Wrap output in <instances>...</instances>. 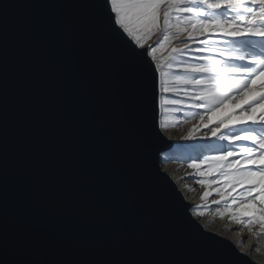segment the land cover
<instances>
[{
	"label": "water",
	"instance_id": "obj_1",
	"mask_svg": "<svg viewBox=\"0 0 264 264\" xmlns=\"http://www.w3.org/2000/svg\"><path fill=\"white\" fill-rule=\"evenodd\" d=\"M103 2L0 0L8 260L215 264L226 249L234 264H258L205 230L162 170L174 144L160 127L157 66L152 97L144 64L148 103L105 29Z\"/></svg>",
	"mask_w": 264,
	"mask_h": 264
},
{
	"label": "snow or ice",
	"instance_id": "obj_2",
	"mask_svg": "<svg viewBox=\"0 0 264 264\" xmlns=\"http://www.w3.org/2000/svg\"><path fill=\"white\" fill-rule=\"evenodd\" d=\"M99 7L107 33L122 48L128 62L136 70L148 103L150 84L144 64L152 68L151 96L156 97L159 82L152 61L156 60L157 50L170 44L172 38L168 31H163L154 45H146V40L161 28H175L174 38L184 36V48L172 47L170 52L187 53L189 58L180 64L175 74L173 83L180 87H163L165 93L177 94L166 99L165 103L178 106L177 110L184 107L203 109L199 124L193 125L185 139H191L200 129L207 128L208 132L203 133L206 138L217 137L232 145L220 153L193 160L188 167L201 177L197 181L200 185H216L221 199L229 190L236 192L242 189L239 203L235 196L229 203L244 209L241 215L246 218L240 219L235 215L232 218L248 227L250 235H255L257 239L264 236V0H104ZM7 8L8 4L0 8V30L5 32ZM182 16L189 21L183 26ZM228 44L240 45V48L235 53H229L221 47ZM257 44L260 45L258 49ZM4 79L5 86L0 89V95L4 97V105L0 109V179L3 181L0 195V262L133 264L104 259L8 260L6 73ZM229 105L238 111L218 119L212 126L213 117L225 112ZM237 127L238 131H225ZM237 142L245 143L237 147ZM221 183L224 190L220 188ZM209 194L206 191L204 196ZM245 205L259 207L245 208ZM253 211L255 215H247ZM253 227L259 230L252 233ZM205 237L214 238L211 235ZM257 250L256 247L250 249L251 252ZM235 255L236 251L225 249L223 258L215 264H234Z\"/></svg>",
	"mask_w": 264,
	"mask_h": 264
},
{
	"label": "bare ground",
	"instance_id": "obj_3",
	"mask_svg": "<svg viewBox=\"0 0 264 264\" xmlns=\"http://www.w3.org/2000/svg\"><path fill=\"white\" fill-rule=\"evenodd\" d=\"M192 19H195V17H192ZM188 22L185 17H181L182 26ZM163 31H168L172 39L170 44H166L164 48L157 50L155 53L156 60H154L160 80V127H162L163 134L174 143L175 148L171 152L162 154V170L170 176L185 200L190 203V212L193 218L205 230L230 241L239 252L248 256L252 261L264 264V236L257 239L255 235H250L248 227L243 226L236 219L232 218L233 215L240 219L246 218L241 215L244 209H238L236 205L229 203L233 196L236 197L239 203L240 199H242L239 195L242 189H237L236 192H230L229 190V192H226L224 199H221L217 194L216 185H200L197 181L201 177L195 175L194 170L188 167L193 160L202 159L205 155L220 153L225 149H230L232 145L217 137L208 136L206 138L203 133L208 132L207 128L200 129L195 137L185 139L193 125L199 124V117L203 109L197 110L184 107L181 110H177L178 106L165 103L166 99L174 98L177 94L165 93L162 90L163 87H180V85L173 83L175 74L180 64L188 60L189 56L187 53L178 54L170 52L172 47L184 48V36L174 38L176 36L175 28L156 30V34L151 36V39L146 40V44L154 45ZM192 47H195V45H192ZM221 47L226 52L235 53L236 49L240 48V45L228 44ZM256 47L258 49L260 45L257 44ZM244 50L241 49V51ZM170 63L171 67H169ZM235 111H238V109L229 105V108L225 112L219 114L217 117H213L212 126H215V122L218 119L228 116ZM238 130L237 127L226 129L225 131ZM244 143L237 142V147H242ZM220 188L224 190L222 183ZM206 191L210 193L207 197L204 196ZM244 207L258 208L259 205H245ZM255 214L254 211L247 213L248 216ZM258 230V227H253L252 233ZM252 247H256L258 250L251 252L250 249Z\"/></svg>",
	"mask_w": 264,
	"mask_h": 264
},
{
	"label": "rangeland",
	"instance_id": "obj_4",
	"mask_svg": "<svg viewBox=\"0 0 264 264\" xmlns=\"http://www.w3.org/2000/svg\"><path fill=\"white\" fill-rule=\"evenodd\" d=\"M146 45H147V44H146ZM161 128H162V127H161ZM170 141H171V140H170ZM171 142H172V141H171ZM172 143H173V142H172ZM173 144H174V143H173ZM174 148H175V145H174V147H173V149H172L171 151H173V150H174ZM171 151H170V152H171Z\"/></svg>",
	"mask_w": 264,
	"mask_h": 264
}]
</instances>
